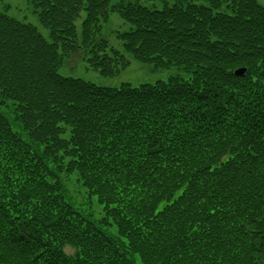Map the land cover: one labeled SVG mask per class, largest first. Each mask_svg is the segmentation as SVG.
Wrapping results in <instances>:
<instances>
[{
	"label": "trees",
	"instance_id": "1",
	"mask_svg": "<svg viewBox=\"0 0 264 264\" xmlns=\"http://www.w3.org/2000/svg\"><path fill=\"white\" fill-rule=\"evenodd\" d=\"M25 1L48 38L0 10V264H264V5ZM110 12L122 49L101 36ZM80 49L104 77L127 56L184 76L61 75Z\"/></svg>",
	"mask_w": 264,
	"mask_h": 264
},
{
	"label": "rangeland",
	"instance_id": "2",
	"mask_svg": "<svg viewBox=\"0 0 264 264\" xmlns=\"http://www.w3.org/2000/svg\"><path fill=\"white\" fill-rule=\"evenodd\" d=\"M118 0H111L116 2ZM143 4L155 3L160 5L157 0H139ZM171 1V0H168ZM259 4L264 5V0H256ZM0 10L6 12L9 16L22 21L31 23L36 26L39 32L48 38V30L44 28L37 15L34 13V9L25 0H0ZM84 16V12L80 13V17L76 20L75 24L77 32H80V21ZM130 28V25L120 19L115 12H110L107 22L103 25L101 30V36L105 38L108 44L114 48L122 49V42L117 38V34L122 31H126ZM87 55L80 49L77 53L65 57L62 65L58 68V72L63 76L78 77L84 80L90 81L94 84L105 87H118L122 83H129L133 86L141 83H153L157 80H165L169 76L182 74L183 72L172 66L169 68H153L150 64L136 61L129 56V65L122 69L119 73L104 77L99 72L93 70L87 63ZM184 76V75H183ZM186 77V76H185ZM67 183L68 189L71 193V198L75 205L82 209L84 212L93 215L96 219L102 216V210L94 199L88 197L86 191L76 179L75 172L68 175H61ZM69 252L72 249L67 248Z\"/></svg>",
	"mask_w": 264,
	"mask_h": 264
},
{
	"label": "water",
	"instance_id": "3",
	"mask_svg": "<svg viewBox=\"0 0 264 264\" xmlns=\"http://www.w3.org/2000/svg\"><path fill=\"white\" fill-rule=\"evenodd\" d=\"M246 72V67H239L232 71L235 76H243Z\"/></svg>",
	"mask_w": 264,
	"mask_h": 264
}]
</instances>
